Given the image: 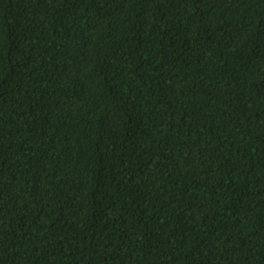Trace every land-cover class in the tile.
Wrapping results in <instances>:
<instances>
[{
  "label": "trees",
  "instance_id": "1",
  "mask_svg": "<svg viewBox=\"0 0 264 264\" xmlns=\"http://www.w3.org/2000/svg\"><path fill=\"white\" fill-rule=\"evenodd\" d=\"M0 264H264V0H0Z\"/></svg>",
  "mask_w": 264,
  "mask_h": 264
}]
</instances>
